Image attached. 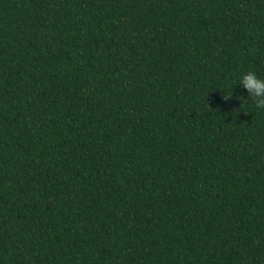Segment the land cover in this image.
<instances>
[{
    "label": "trees",
    "instance_id": "1",
    "mask_svg": "<svg viewBox=\"0 0 264 264\" xmlns=\"http://www.w3.org/2000/svg\"><path fill=\"white\" fill-rule=\"evenodd\" d=\"M248 70L264 0H0V264H264Z\"/></svg>",
    "mask_w": 264,
    "mask_h": 264
},
{
    "label": "clouds",
    "instance_id": "2",
    "mask_svg": "<svg viewBox=\"0 0 264 264\" xmlns=\"http://www.w3.org/2000/svg\"><path fill=\"white\" fill-rule=\"evenodd\" d=\"M236 85H239L247 92L248 96L253 98L257 109H264V78L258 76L256 72L248 70L240 74ZM232 95L233 89L231 90ZM240 99L244 100L243 96Z\"/></svg>",
    "mask_w": 264,
    "mask_h": 264
}]
</instances>
